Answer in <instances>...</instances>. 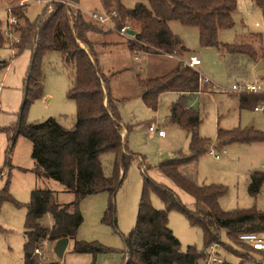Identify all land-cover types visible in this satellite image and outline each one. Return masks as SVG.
<instances>
[{
	"label": "trees",
	"instance_id": "obj_1",
	"mask_svg": "<svg viewBox=\"0 0 264 264\" xmlns=\"http://www.w3.org/2000/svg\"><path fill=\"white\" fill-rule=\"evenodd\" d=\"M146 1L147 4L139 2L127 8L120 0H99L104 13L116 12L115 16H110L111 22L134 32L127 40L130 51L181 56L186 48L168 26L169 21L175 20L182 25L195 26L202 47H216L233 58L243 56L255 63L259 59L264 60V51L253 46V39L231 43L218 40L219 30L234 25L232 14L236 0ZM252 1L261 10L264 22V0ZM45 2L34 20L24 15L22 6L11 9L16 18L23 19V24L15 26L18 41L10 42L9 46L14 55L29 50L30 59L22 79V100L16 121L4 128L11 132L7 151L11 152L17 136L29 139L34 173L37 177L58 181L65 191L73 193L74 199L69 203H59L50 189L31 191L23 230V264H64L60 260H45L35 252L41 249L44 240L55 241L62 237L73 240L72 250L77 253H90L95 257L98 253L111 251L97 241L76 239L83 221L79 203L88 195L108 193L102 222L116 228L114 196L135 159L140 160L142 187L135 224L127 234H121L123 247L120 249L122 259L119 264H231L225 259L219 263L209 262L208 253L198 251L194 245H187L182 250L180 241L168 226L171 210L181 212L190 225L201 228L206 247L215 244L216 247L229 248L221 241L220 234L224 231L229 240L247 247L245 252L237 251L241 261L248 258L251 250L261 251L240 240L239 235L264 231V211L254 207L225 211L219 206L218 199L226 193V187L198 184L195 179L196 161L207 150L209 139L198 134L201 116L187 105L185 96L199 91V71L181 60L165 75L139 79L141 98L154 109L161 93L174 91L181 94L170 105L168 121L189 135V153H177L157 167L175 186L192 197L193 207L189 208L172 188L152 179L147 173V168L151 166H145L144 158L128 147L122 135L124 124L117 102L110 94L108 79L98 66L94 42L88 37L89 32L97 31V26L83 17L79 0ZM6 38L0 23V47ZM51 52L61 55L71 73L67 99L74 101L76 106V118L71 128H65L54 117L33 122L27 120L31 104L44 95L42 61ZM6 64L0 61L1 67ZM238 99L241 108L254 109L256 103H264V94H239ZM252 141H264V132L248 127L244 130L218 129L216 133L219 147L231 142ZM103 153L114 154L110 175L104 173L99 159ZM5 165H9L8 160ZM1 174L0 170V177ZM249 178V193L255 195L264 179V172L254 171ZM151 194L162 201V209L153 207ZM8 199V188L5 186L0 190V200ZM46 213L52 217L50 227L39 221Z\"/></svg>",
	"mask_w": 264,
	"mask_h": 264
},
{
	"label": "rangeland",
	"instance_id": "obj_2",
	"mask_svg": "<svg viewBox=\"0 0 264 264\" xmlns=\"http://www.w3.org/2000/svg\"><path fill=\"white\" fill-rule=\"evenodd\" d=\"M131 8L136 3L146 0H120ZM22 7V12L29 20H34L41 13L46 2L39 0H0L1 29L7 28L10 5ZM83 17L97 26V31L89 32V39L94 42V52L102 74L108 79L111 96L116 100L119 115L124 124L123 137L128 147L144 158L148 175L157 182L172 188L187 207H193V199L186 192L175 186L157 167V165L177 153L188 155L189 135L184 129L168 121L169 107L180 97L174 91L163 92L158 96L156 108L146 105L141 98L139 79L155 78L172 71L179 63L175 54L143 53L129 50L128 33L121 32L110 18L105 23L96 22L90 17L93 12L104 13L99 0H79ZM234 25L218 31V40L223 43L250 41L254 47L264 51V22L261 10L252 0H236L232 14ZM17 25L23 19L17 18ZM169 29L177 35L186 48L182 59L194 54L200 61L196 66L202 78V93L185 96L187 105L201 116L197 129L201 137L209 139L207 150L201 154L195 164V179L198 184H220L226 187V193L219 199V206L225 211L256 208L264 211V179L255 195L249 193V177L254 171L264 172V141L231 142L219 147L216 142L218 129H247L252 120L255 131L264 132V110L241 108L239 94H264V75L259 77L254 69L255 62L246 57H231L216 47H202L199 44L198 29L195 26L182 25L171 20ZM17 34V33H16ZM7 37V35L4 34ZM8 36L0 47V190L7 186L10 199L0 200V264H23V230L26 218V204L34 189H50L57 202L69 203L74 199L72 192L65 191L56 180L37 177L31 158L32 144L29 139L19 135L9 153L11 132L4 130L16 121V113L22 100L23 77L30 59V51L24 50L14 55ZM183 62H190L186 58ZM44 73V96L35 100L29 107L27 120L41 121L48 117L56 118L65 128H71L76 118L74 101L67 99L71 84V73L64 65L59 53H48L42 61ZM206 79L207 81H204ZM253 83L256 92L232 91V84ZM262 103V102H261ZM260 102L255 105L261 104ZM153 125L155 132L148 127ZM161 130L162 135L157 131ZM104 173L110 175L114 154L103 153L99 156ZM9 165H5L7 162ZM142 187L140 160L135 159L129 165L123 181L117 189L114 202L116 224L102 222L103 212L108 204L109 195L99 192L84 197L79 208L83 221L78 228L76 239L97 241L111 248V251L98 253H77L72 250L71 239L59 259L54 251V243L44 240L38 255L45 260H61L64 264H119L122 259L121 234H127L134 226ZM151 203L156 209H162L163 203L155 194H151ZM50 214L40 218L42 225H47ZM168 226L181 243L184 250L187 245H194L198 251L209 253L204 245L200 227L189 224L187 218L177 210L168 213ZM264 240V231L259 232ZM226 246L216 249L222 259L231 264H264V250L249 252L247 259L241 261L237 251L245 252L247 247L229 240L224 231L220 234ZM235 252V253H234Z\"/></svg>",
	"mask_w": 264,
	"mask_h": 264
},
{
	"label": "built area",
	"instance_id": "obj_3",
	"mask_svg": "<svg viewBox=\"0 0 264 264\" xmlns=\"http://www.w3.org/2000/svg\"><path fill=\"white\" fill-rule=\"evenodd\" d=\"M22 1H28V0H20ZM30 1V0H29ZM34 1V0H33ZM41 2H45V1H49V0H39ZM24 4H21V6H23ZM13 7L10 5V7H8V15H9V20L7 22V28L4 31V34L7 35V37H10V40H12L13 42L18 41V37L17 34L15 33V26H17V18L12 14L11 9ZM116 12L114 10L110 11L109 14L106 13H97V12H93L92 14H90V17L95 20L98 23H105L106 19L110 18V16H115ZM121 32L127 33V27H122L121 28ZM184 64H188L190 66H195L197 64L200 63L199 59L196 56H190V62H183ZM202 80V78H201ZM204 81H207L206 79H203ZM258 86L253 84V83H236V84H232L231 86V90L232 91H237V92H256L258 91ZM254 110H264V103H261L257 106L254 107ZM148 130L150 132H155V128L154 126L151 124L148 127ZM158 135H162V131L158 130L157 131ZM239 239L248 243L249 245H251L254 249L256 250H264V240L260 237V235L258 233L255 232H246V233H242L239 235ZM216 245L212 244L208 247V249L210 250L208 253V261L212 262V263H219L222 261V258L217 254L216 251ZM40 250L36 249L35 252L39 253Z\"/></svg>",
	"mask_w": 264,
	"mask_h": 264
},
{
	"label": "water",
	"instance_id": "obj_4",
	"mask_svg": "<svg viewBox=\"0 0 264 264\" xmlns=\"http://www.w3.org/2000/svg\"><path fill=\"white\" fill-rule=\"evenodd\" d=\"M127 33L129 35H132L134 32L132 30H127ZM254 69L256 70L257 72V75L261 78L263 77L264 75V60L262 59H259L255 66H254ZM248 126H252V120L251 122L249 123ZM68 243H69V238L68 237H62V238H59L57 240H55L54 242V246H53V251L55 253V255L61 259L64 255V252L68 246Z\"/></svg>",
	"mask_w": 264,
	"mask_h": 264
},
{
	"label": "crops",
	"instance_id": "obj_5",
	"mask_svg": "<svg viewBox=\"0 0 264 264\" xmlns=\"http://www.w3.org/2000/svg\"><path fill=\"white\" fill-rule=\"evenodd\" d=\"M89 37V36H88ZM82 46H83V44H81ZM84 47V46H83ZM184 54L185 53H183L181 56H178V55H176V56H178V58H179V63H180V61L182 60H184V59H186V58H188V59H190V56H195L194 54H192V55H190L189 57H186V58H184V59H182V57L184 56ZM170 55H172V54H170ZM178 63V64H179ZM200 64V63H199ZM199 64H197V65H195V66H193V67H195L196 68V66H198ZM197 69V68H196ZM195 93H202V89H201V86H200V89H199V91L198 92H195ZM44 96V95H43ZM170 108V107H169ZM254 110V109H253ZM255 111H258V110H255ZM172 124V123H171ZM174 125V124H173ZM250 127V126H249ZM252 127V126H251ZM125 128H123V130H124ZM123 130H122V135H123ZM52 223H53V221H52V217L50 216V218H49V220H48V224L47 225H44V226H46V227H50L51 225H52ZM69 241H70V239H69ZM53 243L55 242V241H52ZM61 261V260H60Z\"/></svg>",
	"mask_w": 264,
	"mask_h": 264
}]
</instances>
